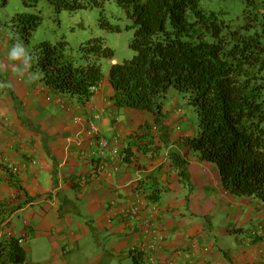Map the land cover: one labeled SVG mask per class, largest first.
I'll return each instance as SVG.
<instances>
[{
    "label": "crops",
    "instance_id": "0c3cea01",
    "mask_svg": "<svg viewBox=\"0 0 264 264\" xmlns=\"http://www.w3.org/2000/svg\"><path fill=\"white\" fill-rule=\"evenodd\" d=\"M1 38L0 240L8 230L25 239L23 264H264V202L227 191L218 168L177 141L190 136L171 126L180 108L164 107V146L152 113L114 105L109 72L81 102L27 60H6ZM79 115L120 140L101 180L97 143ZM171 152L188 161L191 190Z\"/></svg>",
    "mask_w": 264,
    "mask_h": 264
},
{
    "label": "trees",
    "instance_id": "16d2710c",
    "mask_svg": "<svg viewBox=\"0 0 264 264\" xmlns=\"http://www.w3.org/2000/svg\"><path fill=\"white\" fill-rule=\"evenodd\" d=\"M24 1L36 5L40 0ZM47 1L58 12L103 9L110 1L122 8L134 29L130 43L134 55L111 64L107 78L114 105L152 113L166 146L171 131L166 100L171 92L184 96L194 107L199 125L195 134L177 141L213 163L227 191L264 202V0H247L251 7L238 27L214 11L206 12L200 0ZM40 24L36 13H17L12 18L15 37L26 42ZM100 25L120 31L104 16ZM67 45L64 39L42 41L27 62L40 71L48 86L88 101L105 77L102 61L114 60L115 52L102 38H90L80 46L85 61L80 64L66 56ZM151 128L145 124L146 133L136 137H146ZM170 158L191 190L188 161L178 152H171ZM24 241L14 235L2 238L0 264H23Z\"/></svg>",
    "mask_w": 264,
    "mask_h": 264
},
{
    "label": "rangeland",
    "instance_id": "374dc122",
    "mask_svg": "<svg viewBox=\"0 0 264 264\" xmlns=\"http://www.w3.org/2000/svg\"><path fill=\"white\" fill-rule=\"evenodd\" d=\"M200 4L206 12H216L232 27H238L246 21L248 9L251 7L248 6L247 0H200ZM17 13H36L41 16V24L28 42L15 37L13 32L12 18ZM102 16L108 20L110 25L120 27V31L114 32L101 27L100 18ZM130 23L124 10L114 1L107 2L103 9L89 8L76 12H58L47 0H40L36 5H29L24 0H8L4 4L0 0V36H2L1 42L5 49L2 56L10 63L22 62L29 58L33 48L40 42L47 40L55 43L64 39L68 42L66 56L76 63L84 64L85 61L80 54L81 44L90 38L99 37L114 50V63H122L134 55L130 48L134 29L129 27ZM110 61V59L102 61L105 74L111 67ZM165 107L170 108L168 112H175L177 107L181 109L182 120L171 125L174 132L180 130L188 135L195 134L199 119L187 98L178 93L169 94ZM165 113L168 118L169 115L166 111Z\"/></svg>",
    "mask_w": 264,
    "mask_h": 264
},
{
    "label": "built area",
    "instance_id": "2783aa9c",
    "mask_svg": "<svg viewBox=\"0 0 264 264\" xmlns=\"http://www.w3.org/2000/svg\"><path fill=\"white\" fill-rule=\"evenodd\" d=\"M97 90V89H96ZM75 122L81 125H85L84 132L91 139L95 140L97 143V151L96 155L100 159L99 166L97 168V172L93 174V178L96 180H101L102 176L108 172V161H107V152L109 148H113L114 150L119 149L120 140L118 138L110 139L104 135H102L99 126L92 119H89L85 116L79 115L75 117ZM13 232L8 230L6 236H13ZM23 243V240H22ZM151 250L156 249V244L153 243L149 245ZM142 250H146L145 247H142ZM150 261H154L153 257L150 258Z\"/></svg>",
    "mask_w": 264,
    "mask_h": 264
}]
</instances>
